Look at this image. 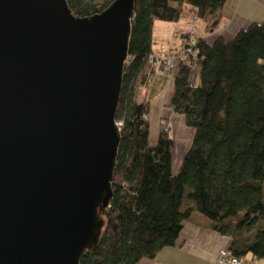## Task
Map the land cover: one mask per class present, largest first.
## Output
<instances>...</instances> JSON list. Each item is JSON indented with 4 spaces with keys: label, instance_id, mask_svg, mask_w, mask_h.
Segmentation results:
<instances>
[{
    "label": "trees",
    "instance_id": "obj_1",
    "mask_svg": "<svg viewBox=\"0 0 264 264\" xmlns=\"http://www.w3.org/2000/svg\"><path fill=\"white\" fill-rule=\"evenodd\" d=\"M115 0H67L75 16L101 13ZM227 0H134L128 54L115 121L118 131L112 198L94 250L79 264H142L173 247L193 214L230 239L237 258L264 261V21L230 41L196 37L198 84L180 63L168 109L194 131L176 174L167 119L149 144L147 58L155 21L192 15L211 34Z\"/></svg>",
    "mask_w": 264,
    "mask_h": 264
},
{
    "label": "water",
    "instance_id": "obj_2",
    "mask_svg": "<svg viewBox=\"0 0 264 264\" xmlns=\"http://www.w3.org/2000/svg\"><path fill=\"white\" fill-rule=\"evenodd\" d=\"M134 0H0V264H79L112 198Z\"/></svg>",
    "mask_w": 264,
    "mask_h": 264
},
{
    "label": "crops",
    "instance_id": "obj_3",
    "mask_svg": "<svg viewBox=\"0 0 264 264\" xmlns=\"http://www.w3.org/2000/svg\"><path fill=\"white\" fill-rule=\"evenodd\" d=\"M191 18L193 15L180 20L183 25L178 29L180 44L178 42L176 54L173 51H167L165 47L152 46V31L155 21L151 31V52L160 53L165 57H179L182 53L183 43L192 29L195 37L203 38L209 42L217 37L230 41L239 29H244L251 23L264 21V0H227L222 8L220 21L211 34L206 33L205 24L199 19L194 18V27L190 28ZM198 21L202 23L199 31L195 28ZM198 82L197 78L194 84L197 85ZM145 88L149 102V121H154V123L152 122L154 127L158 126L161 119H167L170 125L172 121L177 122L180 126L184 125V118L175 115L167 107L174 92V77H155L147 82ZM181 131L183 136H178V139L181 144H184L183 148L186 152L192 141L194 131L191 130V132L183 127ZM153 143H155V139L152 141ZM178 169V163H176L172 172L176 174ZM229 244V238L210 229L209 221L205 217L193 214L188 221L184 222L179 238L173 247L161 250L155 260L145 261L142 264H218L219 252L228 250ZM257 264H264V261L257 260Z\"/></svg>",
    "mask_w": 264,
    "mask_h": 264
},
{
    "label": "rangeland",
    "instance_id": "obj_4",
    "mask_svg": "<svg viewBox=\"0 0 264 264\" xmlns=\"http://www.w3.org/2000/svg\"><path fill=\"white\" fill-rule=\"evenodd\" d=\"M97 1H98V3L102 2V0H97ZM191 22L192 23L190 25L191 26L190 28H193L194 27V16H193V18H191ZM201 24H202L201 21L196 22V27L195 28L198 31H199V28H200ZM182 25H183V23L180 22V21H178L176 23H165V22L156 21L155 25L153 26V31H152V43H153L152 46L157 45V46H160V47H165L167 51H169V52L173 51V53L176 54L177 53L176 49H177L178 45L180 44V40H179V37H178V35H179L178 34L179 33L178 29ZM178 42H179V44H178ZM183 45H184V43H183ZM182 49H183V46H182ZM173 59H176V58H173ZM155 77L163 78V77H171V76H167V75L154 76L152 74L151 77L149 78L148 82L153 80ZM197 78H198V72H197V69H196L193 72V77H192L193 83H196ZM146 91L147 90H146L145 86L142 87L140 89L139 96L143 95L147 99ZM152 122L154 123V121L150 122L149 139H148L149 143L151 142L150 145L154 144V143L152 144V141L154 139H155V142H156L157 135H158V126H159V124H158V126L154 127ZM167 123L170 126V134H171V137L173 139V151H172V170H173V168L175 167L176 163H178V167H180V164H181V161L183 159V156L185 155L184 154L185 153L184 152V148H183L184 144H181L180 140L178 139V136L179 137L183 136V132L181 131V128L183 127V128H185L187 130H190V131L192 129L188 128L185 125V123H184V125L182 124V126L178 125L177 122H173V121L171 122L172 123L171 125H170L169 121H167ZM191 138H192V135H191ZM263 188H264V186H263ZM263 201H264V193H263ZM262 261L263 260H261V262Z\"/></svg>",
    "mask_w": 264,
    "mask_h": 264
},
{
    "label": "built area",
    "instance_id": "obj_5",
    "mask_svg": "<svg viewBox=\"0 0 264 264\" xmlns=\"http://www.w3.org/2000/svg\"><path fill=\"white\" fill-rule=\"evenodd\" d=\"M196 37L194 30H190L186 37L181 55L176 58L165 57L157 52H151L147 58V74L154 76H174L178 64L184 63L191 66L192 71L197 69L198 49L196 48ZM115 125L120 130L122 122L115 121ZM218 264H257L255 258H237L228 250H221L218 255Z\"/></svg>",
    "mask_w": 264,
    "mask_h": 264
}]
</instances>
